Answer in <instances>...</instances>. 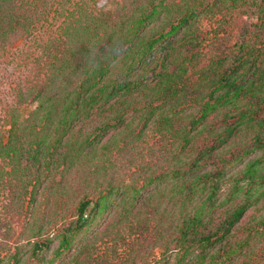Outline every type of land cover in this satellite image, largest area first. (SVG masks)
<instances>
[{"label": "rangeland", "instance_id": "1", "mask_svg": "<svg viewBox=\"0 0 264 264\" xmlns=\"http://www.w3.org/2000/svg\"><path fill=\"white\" fill-rule=\"evenodd\" d=\"M153 4L157 11L142 22ZM190 12L196 14L189 25L167 33ZM142 33L165 37L155 41L152 54L120 53L110 78L125 75L132 62L140 65L138 72L144 77L152 78V67L159 68L147 65L149 60L168 58L169 72H183L182 96L157 108L159 100L149 105L157 95L158 87L152 85L132 105L137 107L127 111V123L98 134L91 145L86 141L89 134L92 138L111 114L95 110L91 119L63 135V158L43 170L42 184L27 185L35 192L31 201L26 184H18L31 163L24 158L0 159V264H9L3 256L17 250L19 264H264V145L256 142L264 135V101H256L264 96V83L258 81L246 98L192 124L216 70H232L241 59L246 66L240 71L247 72L251 63L259 72L264 68L260 1L0 0V135L16 120L25 138L54 144L62 132H55L41 114L62 103L80 78L78 67L102 57L101 48L107 52L115 42L141 48ZM165 40L173 44L162 50ZM146 66L150 71L141 69ZM253 89L260 91L255 97ZM240 110L253 118L243 119L228 144L192 168L200 150L212 145L213 127L223 129L228 112L229 121L238 123ZM164 115L170 122L162 120ZM233 152L243 155L230 161ZM221 166L217 206L212 207L206 197L214 183L198 182L191 173L215 172ZM107 184L126 190V201L120 203L113 195L108 208L95 214L70 248L58 252L61 233L76 218L80 200L86 194L96 199ZM243 203L247 209L232 230L226 256L214 257L222 252L220 244L204 256L200 245L184 249L182 232L191 214L201 212L203 219L213 218L216 224L226 208ZM42 226L44 236L38 235ZM42 237L51 238L50 246L33 256L32 244Z\"/></svg>", "mask_w": 264, "mask_h": 264}, {"label": "trees", "instance_id": "2", "mask_svg": "<svg viewBox=\"0 0 264 264\" xmlns=\"http://www.w3.org/2000/svg\"><path fill=\"white\" fill-rule=\"evenodd\" d=\"M231 1L235 2L238 0ZM254 1H260L261 7H264V0ZM156 11L157 6L153 4L152 8L144 13L141 21L151 20ZM195 14L196 12H190L185 15L178 24L172 25L170 31L167 33H176L180 25L184 23L185 25H189L190 18ZM164 34L165 33H161L159 37H154L149 33H142L141 37L143 38L140 42L141 48H137L136 50L133 49L132 46L123 47L120 43L115 42L107 52L104 51V48H101L102 57L87 60L83 62L78 69L76 67L78 74H80V78L68 92L65 99H61L62 103L57 105L56 109H48L47 111H44L46 108L44 104H41V109L44 111L43 114H41V119L47 121V123H52L55 132L58 130L62 132L54 144L47 139L33 141L30 138H25L24 129L20 128L16 120H13L6 132L0 135V159L17 161L20 158H24L31 163L27 174L21 176L18 182V184H26L24 190L29 195V201L34 199L35 192L33 189L27 190V185L32 184L34 188L37 184H42L43 170L50 169L51 166L56 163L58 164V161L63 158L60 150L63 145V135L72 131V128L77 123L85 119H91L94 116L95 110L100 108L103 110L102 112L107 113L109 111L111 114L108 116L110 117V121H106L94 129L92 138H89L91 133L89 134L86 141L91 145L97 142L98 134L103 135L110 127L117 128L127 123L129 121L127 120V111H129L131 107H137L132 105H135L140 100L139 97L145 93L146 89L148 90L151 88L152 85L158 87L157 95L154 96L149 105L159 100L161 104H159L157 108H160L170 104L169 101L173 96H175V98L180 96V92L182 91L181 86L183 85L181 83L183 72L180 70L169 72L167 70L169 63L168 58H163L156 63L153 59L149 60L147 65L152 66L154 64V67H158L159 71L156 70L157 68L153 69L152 67L151 69L148 68V66H146V68H141L144 71H150L151 69L152 78H146L144 77L145 74L138 72L140 65L134 64V62L126 65L125 75L110 78L111 65L120 53H124V57H128L136 52H141L143 54L148 53V51L151 52L154 48L155 41L164 38ZM172 44L173 41L165 40L162 50H167ZM103 57L106 59L105 62L102 61ZM245 66L246 60L241 59L232 70H216L207 92V98H205V100L202 98L204 103L202 104L201 113L194 114L192 124L206 118L210 113L216 112L221 106H227L246 98L250 95L249 89L258 86V81L264 83V68L259 72V67L251 63L247 72L240 71V69ZM72 82H70V84ZM258 92L260 91L253 89L252 96L255 97ZM187 98L195 100L193 97ZM178 99L176 101H178ZM256 101H264V96H260ZM196 103H198V101H196ZM153 108L155 107L153 106L152 110H150L152 112H150V114L152 115L155 113ZM182 111H184V107L179 110V112ZM236 115V119L239 120L238 123L229 121L231 114L228 112L225 114L226 122L223 121L226 126L222 127L223 129L220 128L221 125H219V128L213 127L215 131L210 135V139L213 140L212 145L200 150L199 156L192 164V168L199 167V159L212 156L215 150L228 144L238 132L239 125L243 123V119L251 120L253 118L246 110H240ZM105 116L107 115L105 114ZM169 119L170 118L166 115L162 118V120L170 122ZM186 140L189 141V138ZM256 142L258 146L264 145V135L257 136ZM241 154L233 152L230 161L237 160ZM196 172L198 171L196 170ZM196 172L191 173L194 175V180L198 182H202V180H211L214 183L211 186L210 193L206 197V202L211 204L212 207L217 206L216 194L220 188L217 177L224 174L223 166L217 167L215 172L208 170ZM250 172L251 170L249 169L247 173ZM105 191V193L101 194L96 199L86 194L80 200L76 208V218L71 221L61 233V244L58 248V252L70 248L72 239L87 227L95 214L108 208L109 200L113 195L117 196L116 199L121 201L120 203L126 201V190H122L114 184H107ZM247 205V203H243L235 207L226 208L222 219L216 224L213 218L208 220L203 219L201 212L191 214L188 217L186 229L182 232V245L184 249L188 251L193 244L200 245L203 250L201 255L204 256L207 255V250L220 244L219 249L222 252L214 257L219 259L220 256H226L230 251L229 238L232 236V230L244 216ZM108 225H112V222H109ZM40 229L41 231L38 235L44 236L42 233V231H44V226L40 227ZM51 241V238L45 237L35 240L32 244V255L41 256L43 250L50 246ZM18 247L20 248V246H17V248ZM19 252L20 250H17L13 254L4 255L2 261H6L7 259L9 264H19L21 261Z\"/></svg>", "mask_w": 264, "mask_h": 264}]
</instances>
